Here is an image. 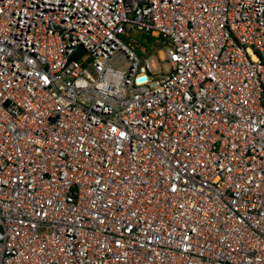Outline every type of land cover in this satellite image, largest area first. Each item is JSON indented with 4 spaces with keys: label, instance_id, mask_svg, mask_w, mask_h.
<instances>
[{
    "label": "built area",
    "instance_id": "obj_1",
    "mask_svg": "<svg viewBox=\"0 0 264 264\" xmlns=\"http://www.w3.org/2000/svg\"><path fill=\"white\" fill-rule=\"evenodd\" d=\"M0 264H264V0H0Z\"/></svg>",
    "mask_w": 264,
    "mask_h": 264
},
{
    "label": "trees",
    "instance_id": "obj_2",
    "mask_svg": "<svg viewBox=\"0 0 264 264\" xmlns=\"http://www.w3.org/2000/svg\"><path fill=\"white\" fill-rule=\"evenodd\" d=\"M137 38H138V42L140 40V43L142 45H145L147 48H150L151 47V44H152V41H153L151 38L146 37V36H138Z\"/></svg>",
    "mask_w": 264,
    "mask_h": 264
},
{
    "label": "water",
    "instance_id": "obj_3",
    "mask_svg": "<svg viewBox=\"0 0 264 264\" xmlns=\"http://www.w3.org/2000/svg\"><path fill=\"white\" fill-rule=\"evenodd\" d=\"M145 78H142L141 80L143 81Z\"/></svg>",
    "mask_w": 264,
    "mask_h": 264
},
{
    "label": "rangeland",
    "instance_id": "obj_4",
    "mask_svg": "<svg viewBox=\"0 0 264 264\" xmlns=\"http://www.w3.org/2000/svg\"><path fill=\"white\" fill-rule=\"evenodd\" d=\"M137 40H138V38H137ZM139 42H140V40H139Z\"/></svg>",
    "mask_w": 264,
    "mask_h": 264
}]
</instances>
